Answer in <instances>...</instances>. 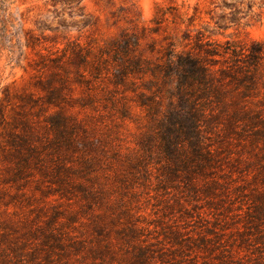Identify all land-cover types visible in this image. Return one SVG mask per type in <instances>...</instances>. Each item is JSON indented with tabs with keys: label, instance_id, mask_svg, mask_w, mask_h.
<instances>
[{
	"label": "rangeland",
	"instance_id": "1",
	"mask_svg": "<svg viewBox=\"0 0 264 264\" xmlns=\"http://www.w3.org/2000/svg\"><path fill=\"white\" fill-rule=\"evenodd\" d=\"M261 2L0 0V264H264V120H237V90L194 119L174 83L148 100L149 76L55 61L122 34L153 62L184 30L264 45Z\"/></svg>",
	"mask_w": 264,
	"mask_h": 264
},
{
	"label": "trees",
	"instance_id": "2",
	"mask_svg": "<svg viewBox=\"0 0 264 264\" xmlns=\"http://www.w3.org/2000/svg\"><path fill=\"white\" fill-rule=\"evenodd\" d=\"M261 4H264L263 0ZM249 7H252V3ZM161 17H164V13ZM182 22L180 20L179 23ZM206 37L200 30H196L194 35L190 30L182 31L180 37L174 36L173 40L167 42L161 55L157 57L160 58L157 62L142 55H131L129 51L132 49V44L127 34H122L120 38H112L108 43L110 48L103 46L96 54H92L90 48H85L78 42L64 46L60 48L61 53L56 56L55 61H60L59 67L63 70L67 69V64L73 59L76 62L90 64L92 69L97 71L104 66L99 74L103 70L106 71L114 85L126 82L131 77L142 79L143 76H149L147 82L151 83L153 88L146 84H143L142 88L151 92V95L143 94L148 100L149 97H152L151 100L160 99L162 89L168 91L171 88L167 86L174 83V90L171 89L174 92L170 94V98L175 95L178 99L187 97L196 99L190 98L191 103L186 108V113L192 115L194 119L197 117V106H199L197 99L211 102L213 101L211 94H213L214 98L217 97L214 102L227 104L226 98L222 99L219 96L222 89L215 83L218 81L231 85L233 90H237L240 94L239 100L230 102L236 111L234 115L237 120L243 123L247 120L248 124L250 121H263L264 104L258 106L257 103H264V97L256 101L253 98L257 97L255 91L258 92L260 86L264 87V45L259 42L254 43L250 48L228 42L222 45ZM190 40L193 44H190ZM35 44L37 45V38L29 40V45ZM181 44L183 48L177 49L176 47ZM187 45L190 46L184 49ZM108 54L112 57L113 64H108L105 58ZM88 56L92 58L91 61L87 59ZM214 72H218L219 76H213ZM195 91L197 94L192 93ZM261 148L263 151L259 161L260 167L264 169V142Z\"/></svg>",
	"mask_w": 264,
	"mask_h": 264
}]
</instances>
